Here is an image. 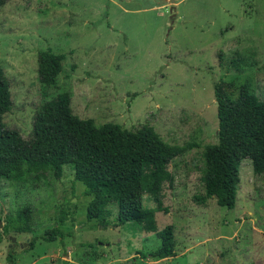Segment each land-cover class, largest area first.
I'll return each instance as SVG.
<instances>
[{
    "label": "rangeland",
    "instance_id": "1",
    "mask_svg": "<svg viewBox=\"0 0 264 264\" xmlns=\"http://www.w3.org/2000/svg\"><path fill=\"white\" fill-rule=\"evenodd\" d=\"M48 48L65 56L50 86L37 73ZM0 63L11 93L4 122L23 138L41 105L67 91L73 112L96 125L148 124L167 143L193 144L170 162L173 181L155 212L158 229L173 228V256L155 258L159 239L132 222L88 220L91 197L65 165L39 187L0 179V264L9 252L15 264H264V173L249 158L239 163L233 208L197 198L203 149L217 141L213 82L264 100V0H8ZM144 203L155 205L147 195ZM23 206L30 230L14 232L9 216Z\"/></svg>",
    "mask_w": 264,
    "mask_h": 264
},
{
    "label": "trees",
    "instance_id": "2",
    "mask_svg": "<svg viewBox=\"0 0 264 264\" xmlns=\"http://www.w3.org/2000/svg\"><path fill=\"white\" fill-rule=\"evenodd\" d=\"M7 1L0 0V6ZM64 57L50 48L39 51L37 73L41 83H56ZM213 89L217 141L203 149L200 180L204 195L197 198L205 201L214 197L217 205L231 209L236 203L240 160L249 158L253 171L264 173V100L246 87L234 95L223 81H214ZM10 107L11 93L0 63V179L39 187L49 177L59 179L64 166L71 165L75 180L84 186V195L91 197L86 209L88 220L97 219L104 227L132 222L159 239L153 251L155 258L174 255L173 228L167 224L158 229L155 212L163 210V188L173 181L170 162L193 144L167 143L148 124L135 129L115 122L96 125L92 118L73 112L67 91L41 105L33 116L30 137L23 138L4 122ZM145 195L155 203L153 207L145 205ZM113 213L116 221L110 223ZM8 222L14 232H28L30 207L18 208ZM55 232L44 239L54 240ZM34 241L30 240V249ZM7 262L15 264L11 252Z\"/></svg>",
    "mask_w": 264,
    "mask_h": 264
},
{
    "label": "water",
    "instance_id": "3",
    "mask_svg": "<svg viewBox=\"0 0 264 264\" xmlns=\"http://www.w3.org/2000/svg\"><path fill=\"white\" fill-rule=\"evenodd\" d=\"M173 10H174V7H170V12H171V17H173L174 16V14H173ZM11 239H12V241H14L15 240V238L14 237H11ZM23 244H27V243H23ZM22 245V244H21ZM130 263V262H129Z\"/></svg>",
    "mask_w": 264,
    "mask_h": 264
}]
</instances>
